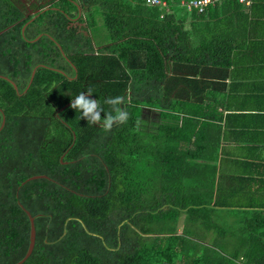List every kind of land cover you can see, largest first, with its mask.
I'll use <instances>...</instances> for the list:
<instances>
[{"label": "trees", "instance_id": "1", "mask_svg": "<svg viewBox=\"0 0 264 264\" xmlns=\"http://www.w3.org/2000/svg\"><path fill=\"white\" fill-rule=\"evenodd\" d=\"M51 1L57 8L26 15L20 0H0V75L17 86L0 77V264L27 251L25 210L35 244L22 264H264V217L215 215L209 200L179 199L173 185L189 167L177 159H197L179 149L198 137L181 98L205 82L196 66L228 65L231 42L215 21L242 2L222 0L209 14L213 5L198 12L181 0ZM78 6L84 27L70 19ZM96 13L108 34L99 55L88 30ZM89 90L102 117L106 99L123 97L127 123L105 131L81 118L67 103ZM52 123L62 128L54 136Z\"/></svg>", "mask_w": 264, "mask_h": 264}, {"label": "crops", "instance_id": "2", "mask_svg": "<svg viewBox=\"0 0 264 264\" xmlns=\"http://www.w3.org/2000/svg\"><path fill=\"white\" fill-rule=\"evenodd\" d=\"M249 1L218 6L220 20L203 22H221L218 31L226 34L232 50L223 69L196 66L194 77L205 82L196 83L195 99L181 98L193 105L198 137L179 149L193 150L197 159H177L189 167L173 184L179 199L197 195L210 201L215 215L232 219L243 212L264 217V0ZM189 68L182 64L181 72ZM178 223L181 232L183 219Z\"/></svg>", "mask_w": 264, "mask_h": 264}, {"label": "clouds", "instance_id": "3", "mask_svg": "<svg viewBox=\"0 0 264 264\" xmlns=\"http://www.w3.org/2000/svg\"><path fill=\"white\" fill-rule=\"evenodd\" d=\"M91 90L79 93L71 102L70 107L79 110L81 118L93 125L101 126L105 131H110L114 125L126 124L129 119V113L121 107L124 104V98L117 96L106 99L105 103L110 105L111 111L104 114L103 108L96 99L90 98ZM114 113V114H113Z\"/></svg>", "mask_w": 264, "mask_h": 264}, {"label": "flooded vegetation", "instance_id": "4", "mask_svg": "<svg viewBox=\"0 0 264 264\" xmlns=\"http://www.w3.org/2000/svg\"><path fill=\"white\" fill-rule=\"evenodd\" d=\"M20 3H22L24 5L25 9L27 10L26 11V15H28V14H36L38 11H42V10L47 9V8H57L56 6H53L52 5L53 1H51V0H20ZM38 4H39V6L40 5L41 6L40 7H35V10H31V9H33L32 6H35V5H38ZM77 8H78L77 15L70 18L71 19V22L73 23V25L74 24L77 25V23L78 24L81 23V22H79L77 20V18L81 15V13L83 11L81 10L82 8L80 6H78ZM99 49H100V46L95 47V51L93 52V54L99 55L101 53L99 51ZM102 54H105V53H102ZM69 63L75 69L74 64L72 62H69ZM0 111H1V109H0ZM3 116L4 115L2 114L1 122L4 123ZM53 116L56 118V120H58L60 123H62L65 126V128H66L67 131H70V128L68 127V125L66 124V122L62 119L61 115L57 111L54 113ZM4 120H5V118H4Z\"/></svg>", "mask_w": 264, "mask_h": 264}, {"label": "rangeland", "instance_id": "5", "mask_svg": "<svg viewBox=\"0 0 264 264\" xmlns=\"http://www.w3.org/2000/svg\"><path fill=\"white\" fill-rule=\"evenodd\" d=\"M96 27H93L92 29H88L90 30L89 34L94 38L93 42L95 47L102 45V43L107 41L108 38V34L106 32V29L103 26V21L101 19V15L96 13ZM78 27H84V25L82 23H77ZM84 87V84H83ZM39 111V110H38ZM61 127L59 126V124L57 123H52L51 124V128H50V135L54 136L56 134H59L61 132ZM60 130V131H59ZM64 132V131H63ZM67 136V135H65Z\"/></svg>", "mask_w": 264, "mask_h": 264}, {"label": "water", "instance_id": "6", "mask_svg": "<svg viewBox=\"0 0 264 264\" xmlns=\"http://www.w3.org/2000/svg\"><path fill=\"white\" fill-rule=\"evenodd\" d=\"M38 37H36V39ZM34 73H35V68L33 69L32 73H31V77H30L28 85L31 83ZM0 77H3L4 79L10 81L13 84L14 88L17 89V86L14 84L13 81L9 80V78H7L6 76H3V75H0ZM91 97L94 99V97L92 95H91ZM72 100L70 102H68L67 104L71 103ZM3 121H4V116H3ZM2 124H3V122H2ZM46 177L47 176L43 175V174L42 175H33V176H30L29 178H27L26 180L36 179V178H46ZM25 212H26V214H27V216L29 218V222H30L29 243H28V247H27V251H26L25 255L19 261L15 262L13 264H22L29 257V255L31 254V252L33 250V247H34V244H35L34 217L30 214L29 211L25 210Z\"/></svg>", "mask_w": 264, "mask_h": 264}, {"label": "built area", "instance_id": "7", "mask_svg": "<svg viewBox=\"0 0 264 264\" xmlns=\"http://www.w3.org/2000/svg\"><path fill=\"white\" fill-rule=\"evenodd\" d=\"M222 0H181L180 5L188 10L196 9L198 12H203L209 5L219 3ZM239 2L249 4V0H238ZM145 2L152 6L166 7L167 2L165 0H145ZM184 264V263H182Z\"/></svg>", "mask_w": 264, "mask_h": 264}]
</instances>
